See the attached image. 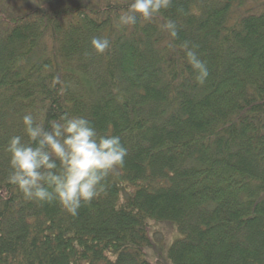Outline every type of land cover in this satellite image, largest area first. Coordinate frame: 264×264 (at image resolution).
<instances>
[{
    "label": "trees",
    "instance_id": "obj_1",
    "mask_svg": "<svg viewBox=\"0 0 264 264\" xmlns=\"http://www.w3.org/2000/svg\"><path fill=\"white\" fill-rule=\"evenodd\" d=\"M129 3L0 0V264H264V0H172L121 26ZM29 112L83 116L127 148L76 216L7 182ZM166 224L179 235L164 249Z\"/></svg>",
    "mask_w": 264,
    "mask_h": 264
},
{
    "label": "clouds",
    "instance_id": "obj_2",
    "mask_svg": "<svg viewBox=\"0 0 264 264\" xmlns=\"http://www.w3.org/2000/svg\"><path fill=\"white\" fill-rule=\"evenodd\" d=\"M171 4L172 0H130L118 22L130 27L138 20L151 21ZM159 27L170 37L169 50H174L177 23L167 19ZM91 44L102 54L110 47V40L93 37ZM182 48L196 83L203 85L209 76L206 62L187 42ZM22 125L23 135L10 137L5 148L10 169L7 182L26 201L56 202L73 216L99 196L106 179L123 166L127 156L120 136L100 134L83 116L65 114L45 124L29 112L23 116Z\"/></svg>",
    "mask_w": 264,
    "mask_h": 264
},
{
    "label": "rangeland",
    "instance_id": "obj_3",
    "mask_svg": "<svg viewBox=\"0 0 264 264\" xmlns=\"http://www.w3.org/2000/svg\"><path fill=\"white\" fill-rule=\"evenodd\" d=\"M158 228L159 230L155 232V235L153 234L154 240L158 246L160 245L166 249L172 244L179 233L170 224H166L164 226L158 225Z\"/></svg>",
    "mask_w": 264,
    "mask_h": 264
}]
</instances>
